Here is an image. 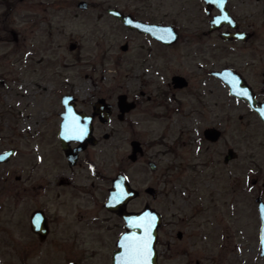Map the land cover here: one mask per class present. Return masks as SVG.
Instances as JSON below:
<instances>
[{
  "label": "rangeland",
  "instance_id": "1",
  "mask_svg": "<svg viewBox=\"0 0 264 264\" xmlns=\"http://www.w3.org/2000/svg\"><path fill=\"white\" fill-rule=\"evenodd\" d=\"M50 1L38 0L40 6L36 13L25 19L18 14L4 17L0 13V151L16 150L14 157L0 170L11 175L12 180L21 169H29L28 166L20 168V164L21 160L29 163L34 158L30 150L39 147L40 156H60L61 108L55 107L54 100L57 101L58 91L64 88L74 91L83 101L119 92L134 96L139 90L157 94L164 78L153 67L158 68L162 61L171 65L172 72H186L192 74L191 78H199L200 73L193 61H213L212 69L231 66L253 84L262 77L263 39L257 48L256 44H250L221 49L220 45L213 44L206 49L205 45L195 43L196 40H181L175 46L160 48L113 17H98L93 9L74 15L71 8L76 6V0H67L65 8L45 10V3ZM179 1L133 0L132 8L145 4L155 8L159 4L155 9L145 10L138 18L171 23ZM114 2L121 7L129 0ZM11 31L19 34L18 42ZM125 43L129 44L128 51L121 50ZM56 73L61 74V80ZM66 80L68 85L62 87V81ZM51 85L54 89L49 91L47 86ZM41 97H46L45 104L38 106ZM27 98L31 99L27 101ZM153 105L146 106L145 112L142 109L134 114L133 127L116 125L115 138L98 149L96 162L100 176L93 177L97 186L94 191L98 203L95 204L98 205H90V209L93 206L101 225L85 236L84 253L79 257L82 264L112 262L121 225L118 220L116 231H106L104 225H113L115 217L107 213L103 203L111 180L127 166L132 139L147 145L146 158H152L158 165L157 171H152L139 159L131 163L126 173L132 186L141 192L131 209L141 210L149 203L163 214L157 245L160 264H197V261L199 264H264V257L260 255L261 219L256 202L258 196L264 200L263 124L256 125L255 136L253 119L245 113L244 105L230 98L223 102L230 116L233 112L245 113L243 121L229 118L226 138L242 154L243 167H239V160L225 169L223 157L218 155H214L213 163L209 164L211 155L205 150L206 145H199V130L190 123L191 118L182 119L179 113L167 117L166 109ZM52 109L41 138L39 132L44 122L39 123L34 118L36 124L33 125L32 116L37 112L45 116L44 112L50 113ZM42 139L44 145L39 146ZM219 149L217 146V151ZM254 180L256 185L252 184ZM147 186L161 191L156 200L144 193ZM178 232L183 235L181 239ZM48 253L45 249L38 251L35 264H65L67 259L73 258L51 250ZM0 258L4 264H20L11 236L0 240Z\"/></svg>",
  "mask_w": 264,
  "mask_h": 264
},
{
  "label": "flooded vegetation",
  "instance_id": "2",
  "mask_svg": "<svg viewBox=\"0 0 264 264\" xmlns=\"http://www.w3.org/2000/svg\"><path fill=\"white\" fill-rule=\"evenodd\" d=\"M39 1L43 2V0ZM66 1L52 0L45 3L44 9L47 10L49 7L65 8L67 7ZM114 1L76 0V6L72 5L71 10L74 12V15L79 14L80 11L89 12L93 9L98 17L111 16L130 31L149 38L160 48L175 46L181 40H196L195 43L205 45L206 49L212 48L213 44L220 45L221 49H236L238 46L243 47L250 44H256L257 48L261 40H264V0H180L177 9H174L172 15L175 20L171 23L146 21L138 18L148 8H154L148 4L132 8L134 2L133 0H129L127 5L120 7ZM142 1L147 2V0ZM37 2L38 0H0V13L4 17L18 14L25 19L31 13H36L37 7L40 6ZM81 2H86V6L80 7ZM158 6L159 4L156 7ZM142 7L145 9L141 10ZM111 10H118L122 14L130 15L134 19L146 23L172 26L178 34V39L172 45H165L149 34H143L138 30L130 29L118 17L112 15ZM11 32L14 40L18 42L19 34L15 31ZM187 34L189 35L187 36ZM124 45H127L129 49V44L125 43L121 45V50ZM162 62L158 65V68L153 67L157 71V74L162 75L164 78V84L157 94H150L144 90H139V93L134 94V96H130L127 92H119L109 96H93V100L83 101L79 95L68 88L58 91L57 101L54 100V102L57 103L55 107L61 108L62 122L59 129L60 156L57 158L40 156L39 154L42 153L38 151L39 147H37L34 150H30L34 158L29 163H24L21 160L20 168L28 166L29 169H21L20 173L13 176L14 180H12L11 175L5 172L2 173L0 170V240L5 236L9 238L11 236L14 242V252L20 264H35V258L41 249H45L47 253L49 251L48 254H50L51 250L55 253H62L65 257H73L67 259L65 264H82L79 257L84 253L83 242L85 236L88 232L95 230L94 227L101 225V220L94 215L93 206L90 209V205L98 203L95 195L96 192L94 191L97 186L93 180V177L100 176L96 162L98 149L104 142L115 138L117 135L116 125L127 124L133 127L136 122L134 114L142 109L144 112L147 111L146 106L155 104L153 105L154 107L166 109L167 117L179 113L182 115V119L191 118L190 123L195 125L199 130L197 140L200 143L199 145H206L205 150L211 155L209 164L213 163V156L218 155L223 157L222 163L225 169L229 168L234 162H239V160V167H243L242 154L238 149L232 147L229 144V140L226 139L228 120L230 118L243 121L246 113L253 119V125H255L253 133L255 136L256 125L260 127V123H262L264 126V121L256 109L250 106L248 101L233 96L230 85L214 73L230 69L241 74L248 87L252 90L256 101L260 104L264 102V71L262 77L255 81L256 84H253L240 71L231 66L212 69L213 61H193V64L199 68V78H191L192 74H187L186 72L179 71L174 73L169 63ZM187 72L192 73L193 71ZM56 74L60 76L61 80V74ZM175 77L183 79L178 81L175 80ZM55 80L59 79L55 78ZM62 84V87L64 85L67 86V80L66 82L62 81ZM53 89L54 87L51 85L49 91ZM122 96H125L123 102L120 99ZM229 98L236 103L244 105V108H246L245 113L233 112L230 116V110L226 111V108H224L226 104L223 106V102L226 103ZM102 99L105 101L104 107L110 112V118L107 122L102 120L106 117L105 112L101 115L95 108V105ZM223 109L225 112H223ZM67 110L71 113L69 120L73 131L76 128L83 129L84 124H86V117L91 118L93 140L96 141L95 144H87L76 154L81 143L71 139L68 143V148L73 152L71 159L63 149L60 139L61 126L67 120L65 117ZM52 111L53 109L50 113L44 112L45 116L41 121L44 122V126L42 131L40 129L42 133L39 132L41 138L45 131V124ZM211 131H217L219 137L214 140V135L210 133ZM207 132L209 133L207 134ZM74 133L75 131L72 135ZM242 136L244 137V135ZM42 140L39 146L44 145V139ZM133 142H138V148L142 149V152L137 153L138 158L136 161L130 158L133 151ZM130 145L131 153L128 155L129 161H126L128 167L125 165V171L121 170L117 175L123 173L128 178L126 169L131 167L132 162L135 163L139 159L144 160L152 171H157V163L152 158H146L147 145L138 139L130 140ZM217 146L218 148L220 147L218 151ZM5 151H0V153ZM230 151H232L231 158L227 159ZM151 162L156 164L155 170L151 168ZM7 163H0V167H3ZM113 179L111 180V186ZM86 181L90 182L85 183ZM129 183L132 186L130 180ZM252 184L256 185V180ZM148 187L157 190V198L160 196L161 191L153 186H147L144 189V193L147 196H151L153 200H156L157 198L146 192ZM109 190L110 188L108 189V195ZM139 193L138 198L141 197V192L139 191ZM106 201L103 203L104 209L115 218L113 219V225H111L113 228L109 226L108 221H105L107 224L104 225V228L108 232H114L117 229L116 221L119 220V226L121 225V231L115 241L116 248L113 250L111 257L112 264L113 255L117 250L118 239L125 232V221L106 208ZM133 201L129 202L128 211H141L142 209H131ZM147 205L152 207L149 203H146L145 207ZM159 213L162 215L163 224V214ZM182 236L179 238L181 239ZM197 264H199L198 261Z\"/></svg>",
  "mask_w": 264,
  "mask_h": 264
},
{
  "label": "water",
  "instance_id": "3",
  "mask_svg": "<svg viewBox=\"0 0 264 264\" xmlns=\"http://www.w3.org/2000/svg\"><path fill=\"white\" fill-rule=\"evenodd\" d=\"M79 6L85 7L86 2H81ZM110 12L112 15L118 17L130 29L138 30L140 33L143 34H149L156 40L163 42L165 45H172L178 39V34L176 33V30L172 26H161V25L146 23L140 20H136L130 15L122 14L118 10H111ZM71 48L74 49L75 45H72ZM127 49H128L127 45H124L122 47L123 51H126ZM214 74L222 78L226 83L230 85L231 94L233 96L241 100L248 101L250 106L256 109V111L259 113L260 117L264 121V102L258 104V101H256L252 90L250 89V87H248L246 81L243 79L241 74L230 69L223 70L221 72H215ZM181 79L183 78L175 77V80L179 81ZM245 91L247 92V95L243 94ZM124 98L125 96H122L120 98L121 102H123ZM104 103L105 101L103 99L100 100L95 105V108L97 112L101 115L105 112L106 117L102 120L104 122H107L110 118V112L108 109L104 107ZM68 110H67V114L65 115L67 120H65L61 126L60 139L62 141L63 149L66 151L68 157L71 159L73 157V152L70 151V149L68 148V143L71 139H74L81 143L80 147L76 151V154L79 152V150H82L87 144L89 143L95 144L96 141L93 140L94 139L92 135L93 128L90 123L91 118L89 117H86V120L84 118L86 124H84L85 126L83 127V129L76 128L74 130L75 133L72 135L74 131L72 129V124L69 120L71 113H69ZM208 133L209 132H207V134ZM210 133L214 135L213 136L214 140L219 137L217 131H211ZM0 136H1V131H0ZM138 147H139V143L133 142V151L132 154L130 155V158L133 161L137 160L138 158L137 153L142 152V149ZM231 154L232 151H230V155L227 157V159L231 158ZM14 155H15L14 149H9L6 150L5 152H1L0 163L9 162ZM150 165L151 168L155 170L156 164L151 162ZM146 192L151 194L154 198H157L158 192L156 189L152 187H148L146 189ZM139 194H140L139 191L130 185L128 178L123 173H119L113 179L112 186L109 190V195L105 206L109 211L117 214L118 216L124 219L125 232H123L118 239L117 250L113 255L112 264H135V261L133 260L129 249L125 246L127 243L125 237H130L135 235L136 237L141 239L149 238L148 232L145 227H135L134 224L141 220L147 221L152 217H155V220L150 229L151 253L146 258V264H159L157 243L159 237V228L162 224V215L158 211H156V209L150 207L149 205L144 207V209H142L141 211H131V212L128 211L127 207L129 202L138 198ZM256 202L258 203V211L261 219L260 255L264 257V200L262 196H258L256 198ZM181 236L182 233L180 232L179 237ZM0 264H4L1 261V259H0Z\"/></svg>",
  "mask_w": 264,
  "mask_h": 264
},
{
  "label": "snow or ice",
  "instance_id": "4",
  "mask_svg": "<svg viewBox=\"0 0 264 264\" xmlns=\"http://www.w3.org/2000/svg\"><path fill=\"white\" fill-rule=\"evenodd\" d=\"M227 19V17H225ZM247 95L245 91L243 93ZM155 217L150 218L147 221L141 220L134 224L135 227H145L149 238L141 239L136 237L135 235L130 237H125L126 240V247L129 249L130 254L135 261V264H146V258L151 253V239H150V229L153 225Z\"/></svg>",
  "mask_w": 264,
  "mask_h": 264
},
{
  "label": "bare ground",
  "instance_id": "5",
  "mask_svg": "<svg viewBox=\"0 0 264 264\" xmlns=\"http://www.w3.org/2000/svg\"><path fill=\"white\" fill-rule=\"evenodd\" d=\"M40 86H41V88L44 87L42 83H40ZM47 87L49 88V86H47ZM23 99H24V98H23ZM29 99H31V98H27L26 100L29 101ZM24 100H25V99H24ZM45 100H46V97H41V100H40L38 106H43V104H45ZM38 106H37V107H38ZM44 106H45V105H44ZM35 110H36V109H35ZM36 112H37V111H36ZM32 117H33V119H32V118H31V119L33 120V125L36 124V123H35L36 121L41 122V121L44 119V115L41 114V113H38V112L36 113V115H34V116H32ZM34 118H35L36 121H34ZM31 122H32V121H31ZM33 125H32V126H33Z\"/></svg>",
  "mask_w": 264,
  "mask_h": 264
}]
</instances>
